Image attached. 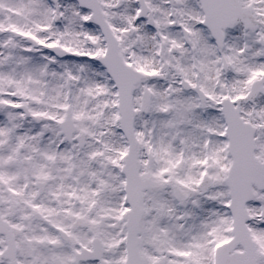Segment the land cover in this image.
<instances>
[{
	"label": "snow or ice",
	"instance_id": "6c2138e0",
	"mask_svg": "<svg viewBox=\"0 0 264 264\" xmlns=\"http://www.w3.org/2000/svg\"><path fill=\"white\" fill-rule=\"evenodd\" d=\"M0 264H264V0H0Z\"/></svg>",
	"mask_w": 264,
	"mask_h": 264
}]
</instances>
